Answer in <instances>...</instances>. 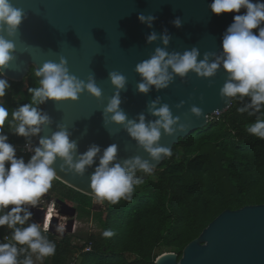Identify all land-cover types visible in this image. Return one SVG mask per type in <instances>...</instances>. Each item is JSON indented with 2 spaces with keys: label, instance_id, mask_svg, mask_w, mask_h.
Instances as JSON below:
<instances>
[{
  "label": "clouds",
  "instance_id": "1",
  "mask_svg": "<svg viewBox=\"0 0 264 264\" xmlns=\"http://www.w3.org/2000/svg\"><path fill=\"white\" fill-rule=\"evenodd\" d=\"M209 9L217 16L246 10L245 14L234 15L233 23L223 34L221 52L205 53L203 59H198L200 52L195 47L182 53L169 52L167 46L171 36L167 29L159 35L152 31L146 42L152 44L159 39L164 47H156L148 59L135 66L140 77L136 91L146 95L153 88L157 91L167 89L175 78L184 79L189 73L211 80L222 69L226 80L220 89V97L229 103L233 99L243 102L247 98L248 102L237 108L239 114L254 116L261 113L264 109V27L261 26L264 25V0H213ZM26 18L24 10L15 7L11 0H0V98L5 97L11 87L5 70L15 59L14 39ZM155 19L151 14L138 15L139 22L148 28H152ZM172 23L178 29L182 26L180 17ZM254 29H258V35L254 34ZM34 74L38 85L28 88L30 102L11 113L0 103V228L7 226L11 230V236H5L4 242H0V264H36L55 255L56 245L45 235L49 223L30 222L33 215L30 209L36 208L40 198L52 187L57 176L54 167L57 161L61 172L83 176L98 159L89 184L94 202L117 204L124 199L131 203L136 187L144 183V176H151L161 159L172 155L171 148L160 144L162 134L173 137L189 131L187 125L180 123L179 116H173L168 104H161L159 97L148 105V112L154 119L146 121L144 114L129 119L120 107V92L126 91L127 79L112 71L108 79L115 92L102 110L104 124L122 127L149 159L135 156L120 160L115 143L103 151L92 144L87 151L77 154V142L70 138V132L63 125H57L58 130L50 136H40L53 123L40 106L48 101L56 104L76 102L85 93L100 100L102 91L95 76L84 81L70 74L63 57L58 63H43ZM183 105L181 101L176 107L179 109ZM189 111L197 119L203 115V110L194 105ZM6 122L11 134L25 139V150L32 153L27 161L17 157L15 147L4 134ZM245 130L250 136L264 140V118L257 117L254 123L246 125ZM37 136H40L38 146H33L32 138ZM51 213L50 206L48 215ZM55 230L62 232L63 227L58 226ZM114 234L105 230L102 235L109 238Z\"/></svg>",
  "mask_w": 264,
  "mask_h": 264
},
{
  "label": "water",
  "instance_id": "2",
  "mask_svg": "<svg viewBox=\"0 0 264 264\" xmlns=\"http://www.w3.org/2000/svg\"><path fill=\"white\" fill-rule=\"evenodd\" d=\"M13 5L24 10L26 19L21 24L14 39L15 59L5 70L10 82L20 83L33 68L43 63H58L63 57L67 61L70 74L87 81L95 76L97 86L102 91L100 100L87 93L76 102L56 104L48 101L41 105L53 120L40 136H50L63 125L77 142V154L87 151L92 144L101 150L112 143L118 145L120 160L148 155L137 146L122 127L108 124L103 120V108L115 89L108 75L112 71L123 74L127 79L126 91L120 92L121 109L129 119H137L144 114L146 121L154 119L148 112L149 103L160 98L161 104H168L173 116L180 117V123L189 127L186 134L177 133L168 137L162 134L160 144L171 148L198 130L209 125L214 114H223L231 103L220 97V89L226 80L221 69L211 80L197 78L189 73L184 79L179 77L167 88L139 94L136 85L140 77L135 66L148 59L156 47H164L158 39L152 44L147 36L155 31L158 35L165 29L171 36L167 50L183 52L195 47L205 53L221 52L222 37L233 23L236 14L211 13L209 5L213 0H11ZM255 2V0H253ZM156 17L152 28L141 24L139 14ZM180 17L182 26H173V20ZM264 27V25H261ZM258 35V29L253 30ZM201 97L203 99H201ZM183 101L182 108L176 105ZM197 106L203 110L201 118L193 116L189 109ZM40 136L34 137L33 146H38ZM32 155V153H31ZM166 158L155 166L158 169ZM59 161L54 165L56 180L68 188L94 198L89 187L90 176L98 165L86 169L83 176L65 174L59 170ZM59 215L76 217V208L64 201L56 200ZM32 220L43 223L45 211L31 208ZM57 218L52 220L49 231L55 232ZM155 264H264V204L245 206L238 210H225L218 215L201 234L182 251L181 258L174 253L160 255Z\"/></svg>",
  "mask_w": 264,
  "mask_h": 264
},
{
  "label": "trees",
  "instance_id": "3",
  "mask_svg": "<svg viewBox=\"0 0 264 264\" xmlns=\"http://www.w3.org/2000/svg\"><path fill=\"white\" fill-rule=\"evenodd\" d=\"M34 73L32 68L22 82L9 81L11 87L1 103L10 113L30 102L28 88L38 85ZM245 102L247 98L233 99L217 121L180 139L171 157L153 171L157 179L144 176L131 203L124 199L117 204L95 203L94 198L55 181L48 192H56V200L71 203L76 220L92 221L103 232L115 234L81 240L77 235L56 237L47 232L56 253L39 264H155L163 248L177 250L181 258L183 249L223 211L264 204V140L245 130L257 117L264 118V109L254 116L239 114L237 108ZM4 134L21 157L17 147L25 146V139L11 134L7 122ZM5 236H11L7 226L0 228V242ZM87 245L90 252L83 251ZM75 256L80 257L79 263Z\"/></svg>",
  "mask_w": 264,
  "mask_h": 264
},
{
  "label": "rangeland",
  "instance_id": "4",
  "mask_svg": "<svg viewBox=\"0 0 264 264\" xmlns=\"http://www.w3.org/2000/svg\"><path fill=\"white\" fill-rule=\"evenodd\" d=\"M222 114H214L210 117L209 121H217L218 118L221 117ZM34 143V142H33ZM17 153L19 155H21V157H23L25 159V161H27L28 159H30L31 153L27 152L25 150V146H22L21 148H17ZM154 171V170H153ZM151 179L152 180H156L157 179V173L153 172L151 175ZM55 181H57L56 179H54L52 181V185L55 183ZM57 199V193L56 192H48L47 194H45L43 197L40 198V200L37 203V207L41 208V209H45L46 207H48L49 204H53L54 202V207H55V211L56 213H54L56 215L57 218V224H56V228L58 226H62L63 227V231L62 232H51L53 233V235H55L56 237H61L62 235H77L80 236L81 240H86L90 235H102L103 231L100 227H98L94 222L92 221H82L79 222L78 220H76L75 217H67V216H61L59 215V211H60V207L56 206L55 202ZM67 203V205L69 206H73L71 203L69 202H65ZM33 222H35L34 220H32ZM36 223V222H35ZM167 253H174L176 255H178V251L177 250H173V249H169V248H163L160 251L157 252V254L163 255V254H167ZM76 258V263L80 262V257L79 256H75ZM39 264V262L37 263Z\"/></svg>",
  "mask_w": 264,
  "mask_h": 264
},
{
  "label": "bare ground",
  "instance_id": "5",
  "mask_svg": "<svg viewBox=\"0 0 264 264\" xmlns=\"http://www.w3.org/2000/svg\"><path fill=\"white\" fill-rule=\"evenodd\" d=\"M50 206L52 207L51 216L48 215ZM54 213H56L54 205L53 204L48 205V207H46V213H45V218H44L43 223L48 222L49 227H50V225L52 224V220L54 219V217H56V215Z\"/></svg>",
  "mask_w": 264,
  "mask_h": 264
},
{
  "label": "built area",
  "instance_id": "6",
  "mask_svg": "<svg viewBox=\"0 0 264 264\" xmlns=\"http://www.w3.org/2000/svg\"><path fill=\"white\" fill-rule=\"evenodd\" d=\"M1 101H2V98H0V103H1ZM210 119V118H209ZM22 146H20V147H17V148H21ZM50 205V204H49ZM44 211H45V213H46V208L45 209H43ZM44 222V221H43ZM44 223H41V225H43ZM49 232V231H48ZM4 240V239H3ZM84 252H90L91 251V245H87L86 247H85V249L83 250Z\"/></svg>",
  "mask_w": 264,
  "mask_h": 264
}]
</instances>
